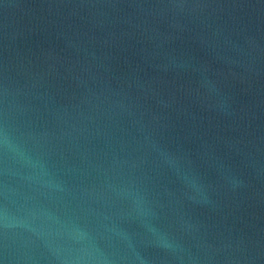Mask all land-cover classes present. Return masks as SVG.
<instances>
[{"label": "water", "instance_id": "water-1", "mask_svg": "<svg viewBox=\"0 0 264 264\" xmlns=\"http://www.w3.org/2000/svg\"><path fill=\"white\" fill-rule=\"evenodd\" d=\"M0 264H264V0H0Z\"/></svg>", "mask_w": 264, "mask_h": 264}]
</instances>
